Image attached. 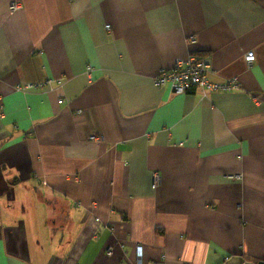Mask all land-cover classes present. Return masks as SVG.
I'll use <instances>...</instances> for the list:
<instances>
[{
  "label": "crops",
  "instance_id": "1",
  "mask_svg": "<svg viewBox=\"0 0 264 264\" xmlns=\"http://www.w3.org/2000/svg\"><path fill=\"white\" fill-rule=\"evenodd\" d=\"M259 263L264 0H0V264Z\"/></svg>",
  "mask_w": 264,
  "mask_h": 264
},
{
  "label": "built area",
  "instance_id": "2",
  "mask_svg": "<svg viewBox=\"0 0 264 264\" xmlns=\"http://www.w3.org/2000/svg\"><path fill=\"white\" fill-rule=\"evenodd\" d=\"M22 5L19 2H12L9 5L10 11L21 9ZM109 27L106 26V30ZM193 40V38H191ZM255 60L254 54L248 52L244 56V61L247 66H250ZM92 71L90 66H87V74ZM212 74L211 62L207 57L197 55H189L186 59H177L171 69H161L152 78V84L157 87L167 86L170 91L176 94H182L192 88L201 90L203 95L210 93L228 92L239 87L237 78L224 80L223 82L211 81L209 76ZM47 84V83H46ZM34 85L17 86V91H28L34 88ZM81 112L78 111L77 114ZM98 138L91 136L90 140ZM239 180V178H236ZM160 183V175L157 172L152 174V188H156ZM107 253L111 254V249H107ZM139 255V253H138Z\"/></svg>",
  "mask_w": 264,
  "mask_h": 264
},
{
  "label": "rangeland",
  "instance_id": "3",
  "mask_svg": "<svg viewBox=\"0 0 264 264\" xmlns=\"http://www.w3.org/2000/svg\"><path fill=\"white\" fill-rule=\"evenodd\" d=\"M4 219H5V218H4ZM2 223H3V224L5 223V222H4V220H3V222H2Z\"/></svg>",
  "mask_w": 264,
  "mask_h": 264
},
{
  "label": "water",
  "instance_id": "4",
  "mask_svg": "<svg viewBox=\"0 0 264 264\" xmlns=\"http://www.w3.org/2000/svg\"><path fill=\"white\" fill-rule=\"evenodd\" d=\"M259 264H264V263H259Z\"/></svg>",
  "mask_w": 264,
  "mask_h": 264
},
{
  "label": "trees",
  "instance_id": "5",
  "mask_svg": "<svg viewBox=\"0 0 264 264\" xmlns=\"http://www.w3.org/2000/svg\"><path fill=\"white\" fill-rule=\"evenodd\" d=\"M247 260H250V259H247Z\"/></svg>",
  "mask_w": 264,
  "mask_h": 264
}]
</instances>
